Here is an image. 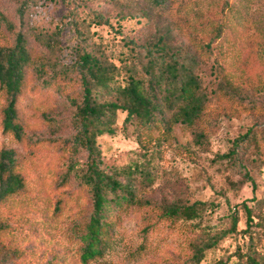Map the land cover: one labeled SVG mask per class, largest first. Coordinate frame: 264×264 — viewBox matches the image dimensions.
I'll return each mask as SVG.
<instances>
[{"label": "rangeland", "instance_id": "obj_1", "mask_svg": "<svg viewBox=\"0 0 264 264\" xmlns=\"http://www.w3.org/2000/svg\"><path fill=\"white\" fill-rule=\"evenodd\" d=\"M19 1L0 0V44L15 41L20 28ZM74 4L79 5L78 17L89 49L118 66L116 83L123 86L132 73L135 54L130 38L149 41L159 27L178 22V10L184 19L198 24L211 19L220 23L226 18V8H232L237 15L230 22L229 38L213 47L199 73L205 89L213 90L217 78L212 66L218 57L228 74H236L235 81L240 77L238 83L243 84L250 103L258 107L243 111V107L213 95L196 130L177 124L169 134L160 129L148 136L140 134L142 125L137 119L126 120V112L118 110L114 133L99 135L97 142L105 166L123 182L132 183L137 200L111 208L102 235V253L85 261L80 234L91 213L92 199L74 174L65 184L61 181L72 158L85 161L84 152H72L67 142L73 133L75 108L67 97L71 90L62 89L63 78L57 79L58 88L44 81L46 75L39 77L30 70L26 92L18 102L22 141L3 129L7 98L0 90V154L5 149L16 151L18 170L25 181V188L0 203V264H193L196 245L205 247L214 236L219 242L205 249L199 264L220 259L226 264H249L246 253L253 249L264 264V0H169L162 12L152 8L149 0H37L26 28L27 45L34 57L56 58V52L39 36L61 27L59 41L64 48L59 58L64 62L73 59L70 48L76 44L75 31L64 15ZM92 9L103 12L109 23L94 19ZM194 12H202L203 18L193 19ZM125 13L141 16L120 19ZM174 36L175 42L188 45L186 37L178 32ZM249 129L260 144L258 152L252 148L242 155L253 181L244 180L238 168L221 157L233 139ZM198 131L205 133L199 142L195 139ZM140 168L151 172L148 182H140L136 171ZM253 197L255 201H250ZM196 201L204 204L191 219L161 214L167 204ZM244 201H248L256 223L249 230Z\"/></svg>", "mask_w": 264, "mask_h": 264}, {"label": "trees", "instance_id": "obj_2", "mask_svg": "<svg viewBox=\"0 0 264 264\" xmlns=\"http://www.w3.org/2000/svg\"><path fill=\"white\" fill-rule=\"evenodd\" d=\"M36 2L37 0L18 2L16 13L20 28L16 33L15 41L10 45L0 44V90L7 98L3 109V129L18 141L24 138V127L19 121L18 102L26 92L30 70L35 71L39 77L46 75L44 81L58 88L61 85L57 79L63 78L65 84L62 89L71 90L67 97L75 106L71 116L73 133L67 138V142L70 143L72 152H84L85 161L72 158L61 181L65 184L71 178V174H74L81 188L87 189L92 199L91 213L80 234L84 243L81 256L87 261L102 253V235L107 229L111 208H114L115 204L133 203L137 200L132 183L123 182L113 169L105 166L102 150L97 142L99 135L114 133L112 125L118 110L126 112V120L137 119L142 125L140 134L148 136L160 129H163L165 134H169L177 124L196 130L197 125L202 123L204 112L213 95L243 107V111L257 109L258 105L250 103L252 99L247 98L249 95L246 94L243 84L238 83L240 77L235 81L236 74H228L227 68L219 62L218 57L215 58L218 63L212 66L217 78L213 90L205 89L199 73L203 63L210 59L213 47L222 45L225 39L229 38L230 26H232L230 22L237 15L232 8H226L228 10L226 18L220 23L211 19L198 24H192V19H184L181 11L178 10V22L174 20L162 28L159 27L158 33L149 41L141 42L130 38L129 43L134 47L135 54L132 73L128 83L123 86L116 83L118 66L102 57L103 55L95 53L93 49H89L91 47L87 34L78 17V4L71 6L64 15L75 31L76 44L70 48L73 59L64 62V58H59L64 48L59 41L61 27L45 36H39L49 50L56 52V58L51 60L46 57H34L27 45L29 35L26 28ZM149 3L152 8L162 12L167 9L169 0H149ZM92 14L99 23H109L103 12L92 9ZM129 15L141 16L139 13H125L119 18L124 19ZM2 16L0 13V20ZM192 16L193 19L203 18L202 12H194ZM176 32L179 36L188 39L187 46L175 42ZM77 85L79 89L75 90ZM105 96H113L115 99L105 100ZM204 137V132L195 133L198 142ZM252 148L258 152L260 144L254 130L249 129L235 137L228 152L221 155L238 168L246 181H253V177L242 155ZM16 158L17 153L14 149L1 151L0 203L7 196L25 188L24 177L18 170ZM136 171L140 174V182H148L152 176L146 168ZM251 200L255 201V198ZM247 202L244 201L243 204L247 210L249 230L256 223ZM203 204L202 201L190 205L167 204L161 210V214L173 218L191 219L197 214L198 207ZM56 209H59L58 205ZM236 225L235 218L232 227L235 228ZM219 240L214 236L205 247L196 245L192 256L193 264H199L205 258V249L216 245ZM253 252L254 249L246 253L247 262L262 264ZM213 264L226 263L220 259Z\"/></svg>", "mask_w": 264, "mask_h": 264}]
</instances>
